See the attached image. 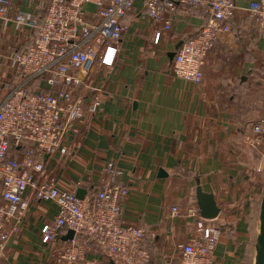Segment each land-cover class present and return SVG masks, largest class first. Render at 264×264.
I'll list each match as a JSON object with an SVG mask.
<instances>
[{
    "label": "crops",
    "instance_id": "0c3cea01",
    "mask_svg": "<svg viewBox=\"0 0 264 264\" xmlns=\"http://www.w3.org/2000/svg\"><path fill=\"white\" fill-rule=\"evenodd\" d=\"M0 1L7 8L6 18L0 16L3 97L18 83L12 55L29 46L35 33L14 17L32 15L41 24L49 1ZM252 1L235 0L232 31L209 54L200 85L170 76V54L197 34L205 15L184 19L166 13L164 19L172 22L168 31L163 21L148 19L139 1L124 20L128 29L114 64L98 65L88 77L86 101L100 95L101 109L71 127L65 156L46 161L47 175L60 189H82L84 197L99 188L107 177L106 163L114 161L122 171L120 182L129 186L122 219L151 233L143 244L153 264L181 258L180 246L195 230L197 218L190 210H199L198 186L214 196L220 209L216 219L208 220L221 231L214 264H255L264 148L250 147L246 138L264 119V35L245 19ZM156 33L158 44L153 43ZM56 215L54 203H33L0 264H60L53 244L42 243L40 235Z\"/></svg>",
    "mask_w": 264,
    "mask_h": 264
},
{
    "label": "built area",
    "instance_id": "2783aa9c",
    "mask_svg": "<svg viewBox=\"0 0 264 264\" xmlns=\"http://www.w3.org/2000/svg\"><path fill=\"white\" fill-rule=\"evenodd\" d=\"M42 23L32 15L18 13L14 21L34 29L29 46L12 55L18 80L0 97V260L11 238L18 234L33 203L57 206L55 218L45 223L41 241L53 244L60 264H153L144 239L151 233L122 219L129 186L120 182L121 169L114 161L105 165L107 177L83 199L77 190H62L56 178L47 175L46 161L65 156V137L71 127L102 107L100 95L85 97L88 77L98 65L111 67L128 29L125 18L141 1L148 19L172 22L166 13L184 19L205 15L196 35L175 51L170 76L200 85L209 54L224 34L238 7L235 0H48ZM91 7L87 9V7ZM7 8L0 1V16ZM245 19L264 35V0L252 1ZM160 33L153 40L158 44ZM246 143L264 148V119L254 125ZM173 214L178 208H172ZM195 230L180 246L181 258L174 264H214L220 229L208 224L193 208ZM69 231L72 239L61 242ZM93 256V257H90Z\"/></svg>",
    "mask_w": 264,
    "mask_h": 264
},
{
    "label": "water",
    "instance_id": "95a60500",
    "mask_svg": "<svg viewBox=\"0 0 264 264\" xmlns=\"http://www.w3.org/2000/svg\"><path fill=\"white\" fill-rule=\"evenodd\" d=\"M183 43L184 41L178 43L175 49L177 50ZM174 56H175V51L170 54V58L172 61ZM84 195H85V191L79 189L77 192L78 198L83 199ZM196 197L198 201L200 216L206 220L216 219L220 213V209L216 205L214 196L212 194L204 193L202 191V188L198 186L196 190ZM73 236H74V232L69 231L65 239L67 240L72 239ZM255 264H264V193L260 208V224H259V235L257 238Z\"/></svg>",
    "mask_w": 264,
    "mask_h": 264
},
{
    "label": "rangeland",
    "instance_id": "374dc122",
    "mask_svg": "<svg viewBox=\"0 0 264 264\" xmlns=\"http://www.w3.org/2000/svg\"><path fill=\"white\" fill-rule=\"evenodd\" d=\"M172 63V62H171Z\"/></svg>",
    "mask_w": 264,
    "mask_h": 264
}]
</instances>
